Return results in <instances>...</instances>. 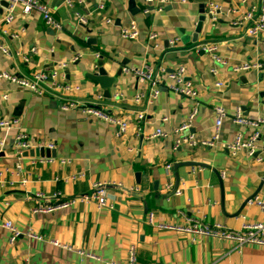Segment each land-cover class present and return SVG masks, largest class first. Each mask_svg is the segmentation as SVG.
<instances>
[{"label":"crops","instance_id":"1","mask_svg":"<svg viewBox=\"0 0 264 264\" xmlns=\"http://www.w3.org/2000/svg\"><path fill=\"white\" fill-rule=\"evenodd\" d=\"M40 1L49 6L61 29L47 26L36 11L25 15L15 7L13 22L0 27V44L12 54L6 56L0 51V71L18 75L48 71L80 53L78 61L64 70L65 79L80 86L74 98L90 101L101 94L100 107L112 115L128 117L130 126L123 136L116 137L115 126L86 118L78 110L62 111L63 100L50 91L39 95L0 81V118L17 117L33 143L43 146L53 142L55 157L70 160L68 164L32 165L29 158L36 156V149L18 159L12 138L5 137L0 164L10 168L20 164L28 182L22 187L0 189V224L4 216L23 233L31 228L44 239L22 234L11 244L9 231L0 226V264H122L128 260L131 246L135 264H264V248L244 246L236 250L231 242L221 239L192 240L187 234L160 230L146 221L149 212L154 213L155 222L170 223H182L183 215H195L207 223L218 222L237 230L245 221L264 220V211L248 202L253 197L264 202V159L256 162L243 152L232 157L226 149L237 132L248 133L231 121L236 108L250 119H264V66L239 73L232 69L243 63L264 62L259 38H251L244 27L231 24L232 18L245 9L240 0H206L218 2L222 9L215 21L205 13L197 43L191 42V35L200 16L198 0L161 11L149 7V13L143 12L144 0H133L139 9L134 15L128 11L130 0H84L77 9L86 15V24L77 23L62 0ZM251 2L264 6V0ZM6 5L0 6V19L7 12ZM232 6L239 7L237 14L229 12ZM106 18L111 24H105ZM131 19L137 22L140 36L134 41L123 40L119 30ZM149 32L158 35L157 49L147 40ZM174 38L179 40L176 46L170 43ZM209 43L219 45L227 65L209 59L202 50ZM18 51L27 59L15 56ZM100 59L108 76L115 77L109 98L86 76L98 70ZM178 65L186 67L185 78L198 91L199 108L190 132L199 140L208 139L215 121L214 107L221 106L228 115L212 147L183 145L173 149V130L192 105L188 98L162 86L155 99H143L138 105L133 102L136 92H146L148 85L138 84L125 68L163 67L171 72ZM211 67L216 74L210 72ZM162 78L166 82L165 75ZM216 82L222 85L217 87ZM18 106L19 114L14 115ZM137 110L145 116L139 124L134 118ZM163 116L167 122L160 121ZM156 127H162L166 137L149 138ZM258 130L257 144L264 147V126ZM77 171H83L85 177L64 180ZM94 182L106 184L111 209H98L89 200L50 213L32 212L35 192L59 191L69 198L90 193Z\"/></svg>","mask_w":264,"mask_h":264},{"label":"built area","instance_id":"2","mask_svg":"<svg viewBox=\"0 0 264 264\" xmlns=\"http://www.w3.org/2000/svg\"><path fill=\"white\" fill-rule=\"evenodd\" d=\"M5 2L6 13L0 19V27L8 26L14 20V8H20L23 14H29L31 11H36L41 15L44 23L53 28L60 30L61 25L52 15V11L49 6L40 0H0V6ZM188 0H144L145 8L144 13H149V7L156 11H161L167 6L181 5L187 3ZM65 8L70 10L75 21L80 24H86V15L81 13L77 6L83 5L84 0H62ZM239 4L244 6L245 9L241 12L240 16L233 17L231 24L233 26H242L245 29V34L251 38L260 40L264 47V6L256 5L251 0H240ZM99 8L102 9L103 5L100 4ZM222 6L215 1H208L205 3V13L211 18L212 21L217 19V15L220 13ZM231 14H237L239 7L232 6L229 8ZM105 24H111V19L106 18ZM140 36V30L137 22L131 19L126 26H123L119 30V37L123 40H137ZM1 37V33H0ZM147 40L152 44V47L157 49L160 45L158 35L155 32H149L147 34ZM179 40L174 38L170 40L171 45L176 46ZM202 50L208 55L212 62H216L220 65H227V60L220 54L219 45L216 43H209L202 46ZM0 51L6 55L11 56V52L6 45L0 44ZM15 56L21 57L23 60L27 58L21 52H15ZM98 56V53L95 54ZM81 57L80 53L75 54L67 61H62L55 64L48 71L36 70L28 75H18L10 70L0 71V81L5 80L11 84L28 89L34 93L42 95L45 92H52L55 96L60 98V109L62 111L78 110L79 113L89 119L99 120L106 124L115 126L114 135L116 137L123 136L129 126L130 121L128 117H119L108 113L105 109L99 105L103 96L96 94L90 101H81L74 98V94L80 90L79 85L70 83L65 79V71L69 63L77 62ZM264 66V62L257 63H243L233 66L234 72H245L250 68H258ZM127 73L135 75L138 84H147V91H137L133 97V102L138 105L143 99L151 101L156 98L162 86H165L168 90H171L178 96H182L191 100V108L187 113L186 118L182 123L177 126L173 132L176 134L173 149L176 150L180 146H187L189 148L201 146L212 147L219 140V128L228 115L221 106L214 107V125L213 131L208 139H197L195 134L191 133V127L196 119L199 102L198 91L193 86L191 81H188L186 76V67L184 65H178L173 71L167 72L165 68L159 67L154 70L150 66H143L141 68H125ZM212 74H216L217 70L214 67L210 68ZM165 75L166 82L163 80ZM221 82H216L215 86L220 87ZM121 97V94H115ZM4 99H7L6 95H3ZM144 112L137 110L134 113V118L139 124L144 121ZM160 121L167 122L166 117H161ZM231 121L237 126L248 132L246 135L242 131L237 132L233 140L226 145V149L232 157H235L239 152H243L246 157L252 158L256 162H261L264 159V147H260L257 144L259 138L258 127L264 126V119H250L241 114L239 108H236L232 114ZM137 131H140V126H137ZM0 132L3 134L0 137V149L5 145L6 138L10 136L12 138V145L14 147L16 156L21 158L24 152L31 149H47L54 150L55 144L48 142L43 146H39L30 140L29 135L21 129L19 119L17 117H1L0 118ZM167 133L162 127H156L154 131L149 135V138L166 137ZM30 163L33 164H53L58 162L60 164H68L70 160L65 158H56L52 155H37L29 158ZM167 170L170 169V165L166 166ZM85 173L83 171H77L69 174L65 177V181H76L83 179ZM28 182V178L24 175L23 168L20 164H16L14 167H6L0 164V189L22 187ZM170 187V185L168 186ZM178 192V191H177ZM31 199L35 200V205L32 208V212L50 213L57 209L76 205L80 202H88L89 200L95 202L98 209H111L112 205L107 200L106 184L103 182H94L91 185V192L88 194H82L69 198L63 197L59 191H54L50 194L43 192H35ZM250 204L257 205L262 211H264V202L258 197H253L248 200ZM146 221L155 226V228L165 231H171L178 234H187L192 238H204L210 237L215 239H221L232 243V248L239 250L244 246H255L264 248V220L263 221H245L241 227L237 230H230L227 227L221 225L218 222L207 223L198 216H182V223H170V222H155V216L153 212H149L146 215ZM0 226L9 231V242L12 244L22 234H25L29 239L43 240V235L35 232L31 228H28L24 233L20 231L12 220L4 216L1 217ZM54 245L61 246L63 248L70 249L67 245L61 244L58 240L50 241ZM82 253V251H79ZM91 256V254H86ZM135 249L131 246L128 251V260L122 264H135ZM24 264V263H19ZM112 264V263H111Z\"/></svg>","mask_w":264,"mask_h":264},{"label":"water","instance_id":"3","mask_svg":"<svg viewBox=\"0 0 264 264\" xmlns=\"http://www.w3.org/2000/svg\"><path fill=\"white\" fill-rule=\"evenodd\" d=\"M198 1H200V3H199L200 16H199L198 22L196 24L195 30H194V32L191 35V42L192 43H197L198 42L199 33L201 31V27H202L203 22H204V19H205V1L206 0H198ZM3 4H6V3L3 2ZM128 11L131 14H133V15L136 14L139 11V9L135 8V5L133 3V0H130V5H129V8H128ZM120 73H121V69L118 70L117 74H120ZM86 76L88 78H90L91 80L96 81L99 84V86L103 90V95L106 98H109L110 97V91H109V89L114 84L115 77L108 76L106 70L103 68V60L102 59H100L98 61V70L95 73L86 74ZM20 108H21V106H18L16 108V111H15V114L14 115H18L19 114ZM34 154L36 156L37 155H44V154L45 155L55 156V151L54 150H51L50 151V150H47V149L40 148V149H36ZM136 177H138V174H137ZM119 190L124 191L126 193L129 192V190H126L125 188H122V187H120Z\"/></svg>","mask_w":264,"mask_h":264}]
</instances>
